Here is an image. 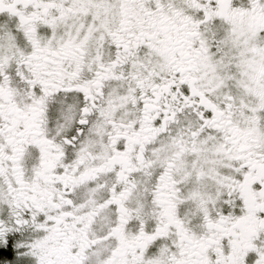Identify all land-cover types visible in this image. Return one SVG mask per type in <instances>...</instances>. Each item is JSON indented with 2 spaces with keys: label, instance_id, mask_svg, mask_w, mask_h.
Returning a JSON list of instances; mask_svg holds the SVG:
<instances>
[{
  "label": "snow or ice",
  "instance_id": "obj_1",
  "mask_svg": "<svg viewBox=\"0 0 264 264\" xmlns=\"http://www.w3.org/2000/svg\"><path fill=\"white\" fill-rule=\"evenodd\" d=\"M0 264H264V0H0Z\"/></svg>",
  "mask_w": 264,
  "mask_h": 264
}]
</instances>
